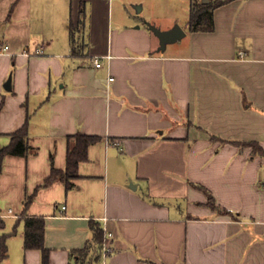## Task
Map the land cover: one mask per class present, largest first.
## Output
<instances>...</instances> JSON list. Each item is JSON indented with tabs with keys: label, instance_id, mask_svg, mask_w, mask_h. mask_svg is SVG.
I'll return each instance as SVG.
<instances>
[{
	"label": "crops",
	"instance_id": "1",
	"mask_svg": "<svg viewBox=\"0 0 264 264\" xmlns=\"http://www.w3.org/2000/svg\"><path fill=\"white\" fill-rule=\"evenodd\" d=\"M139 2L0 0V149L26 120L32 147L0 172L5 264H74L91 222L111 247L93 264H264V0L215 8L212 31L188 15L164 51L147 23L179 18ZM77 133L100 141L74 186L40 187ZM26 217L44 219L47 263L23 247Z\"/></svg>",
	"mask_w": 264,
	"mask_h": 264
},
{
	"label": "trees",
	"instance_id": "2",
	"mask_svg": "<svg viewBox=\"0 0 264 264\" xmlns=\"http://www.w3.org/2000/svg\"><path fill=\"white\" fill-rule=\"evenodd\" d=\"M233 0H208V2H198V0H191L190 14L188 20V30L194 31H212L214 29L213 11L215 8L229 3ZM73 30V28H72ZM73 33V31H72ZM100 141L98 136H90L77 133L68 137L67 153H66V167L63 170L51 166L50 174L45 178L40 187H48L56 181L64 183L66 189H71L74 185L72 179L78 176V165L81 161L87 159V151L90 145ZM253 147L254 152H260V148L254 144H243ZM32 147L29 145L28 136V121L22 125L20 129L11 135L10 143L0 149V172L4 158L9 155L28 156ZM52 163V159H51ZM33 196H29L24 201V208L32 200ZM5 222L0 218V264H5L8 258L7 239L9 234L3 232ZM90 229L92 232V241L88 242L81 250L74 251L75 262L74 264H93L100 257V251L103 244V231L98 224L91 222ZM16 233V227L10 234ZM45 222L40 217H26L24 218V240L23 247L25 250L37 249L42 253V261L48 262L49 251L44 245ZM97 253L94 258L92 254Z\"/></svg>",
	"mask_w": 264,
	"mask_h": 264
},
{
	"label": "rangeland",
	"instance_id": "3",
	"mask_svg": "<svg viewBox=\"0 0 264 264\" xmlns=\"http://www.w3.org/2000/svg\"><path fill=\"white\" fill-rule=\"evenodd\" d=\"M140 4H145V8L142 12H137V16L143 18L145 15L157 19L160 22H165L168 19L173 17L179 18V22L176 25L184 26L185 21L188 18V4L181 3L179 0H140ZM136 9V8H135ZM175 25V24H173ZM97 253H93L91 256H94Z\"/></svg>",
	"mask_w": 264,
	"mask_h": 264
},
{
	"label": "water",
	"instance_id": "4",
	"mask_svg": "<svg viewBox=\"0 0 264 264\" xmlns=\"http://www.w3.org/2000/svg\"><path fill=\"white\" fill-rule=\"evenodd\" d=\"M147 26L149 30H151L154 33V35L159 39L160 51H164L168 44L175 43L181 40L186 35L184 29L178 24L173 26L169 30H161L158 27L148 23ZM10 83H11V78L9 77L4 85L6 90H10Z\"/></svg>",
	"mask_w": 264,
	"mask_h": 264
},
{
	"label": "built area",
	"instance_id": "5",
	"mask_svg": "<svg viewBox=\"0 0 264 264\" xmlns=\"http://www.w3.org/2000/svg\"><path fill=\"white\" fill-rule=\"evenodd\" d=\"M41 52V49L38 48L36 53H40ZM0 54H10L9 53V45L6 44L5 42L3 41H0ZM25 55H29V53L27 52H24ZM238 56L239 58L243 59L245 57V52L243 51H239L238 52ZM106 58H109V56H107ZM102 58H95L93 60V64L96 68H99L102 66ZM113 80V78H110V81ZM108 238L111 237V234H108L107 235ZM111 252V247L110 245H108L107 243H104L103 246H102V249H101V255L103 258H105L107 255H109Z\"/></svg>",
	"mask_w": 264,
	"mask_h": 264
}]
</instances>
